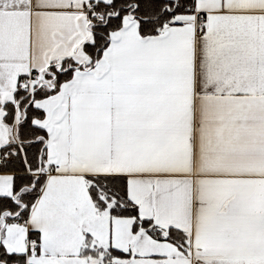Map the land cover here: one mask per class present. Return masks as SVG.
Instances as JSON below:
<instances>
[{"label":"snow or ice","instance_id":"1","mask_svg":"<svg viewBox=\"0 0 264 264\" xmlns=\"http://www.w3.org/2000/svg\"><path fill=\"white\" fill-rule=\"evenodd\" d=\"M0 264H264V0H0Z\"/></svg>","mask_w":264,"mask_h":264}]
</instances>
